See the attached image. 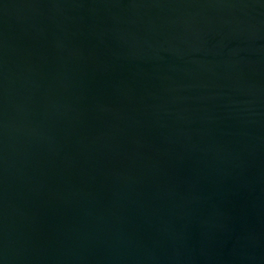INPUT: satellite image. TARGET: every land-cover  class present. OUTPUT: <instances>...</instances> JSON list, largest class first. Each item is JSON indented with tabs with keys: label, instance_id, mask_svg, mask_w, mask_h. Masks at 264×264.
I'll return each instance as SVG.
<instances>
[{
	"label": "water",
	"instance_id": "95a60500",
	"mask_svg": "<svg viewBox=\"0 0 264 264\" xmlns=\"http://www.w3.org/2000/svg\"><path fill=\"white\" fill-rule=\"evenodd\" d=\"M0 264H264V0H0Z\"/></svg>",
	"mask_w": 264,
	"mask_h": 264
}]
</instances>
